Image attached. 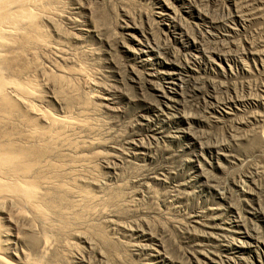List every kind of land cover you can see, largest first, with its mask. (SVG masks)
<instances>
[{
  "label": "rangeland",
  "instance_id": "obj_1",
  "mask_svg": "<svg viewBox=\"0 0 264 264\" xmlns=\"http://www.w3.org/2000/svg\"><path fill=\"white\" fill-rule=\"evenodd\" d=\"M31 7L0 35V145L40 153L0 264H264V0Z\"/></svg>",
  "mask_w": 264,
  "mask_h": 264
},
{
  "label": "bare ground",
  "instance_id": "obj_2",
  "mask_svg": "<svg viewBox=\"0 0 264 264\" xmlns=\"http://www.w3.org/2000/svg\"><path fill=\"white\" fill-rule=\"evenodd\" d=\"M31 2H32V0H0V35H2V33L4 31H6V28H9V27H6L4 22H3L5 19H7V20L8 19L18 20L20 18H28V19L32 18V15H31L32 11L30 12V10L33 9L31 7ZM11 10L13 12H11ZM26 21H28V20H26ZM31 21H32V19H31ZM31 24H32V22H31ZM2 82H4V81H2ZM2 82H0V96H1L0 99L10 101L8 99L7 95H2ZM14 88H15V90L20 91V92H22V90H23L24 94H31V92H32V90L30 88H25V87L20 88L19 86H17V84H16V86H13V90H14ZM28 89H30V90H28ZM12 104H14V103L12 102ZM50 122L52 125L59 123L58 121H55L52 119H50ZM70 122H72V121H70ZM62 125H63V123H62ZM32 128L34 129V125ZM17 145H18L17 143H14V144L13 143L12 144H10V143L4 144L3 143V145H0V193H2V194L8 193L10 195L17 197L18 201L25 202L26 204H28V202H30L31 198L34 197V195H33L34 191H32V189H31L32 187H30L29 184L26 183L27 181L25 179L24 180L26 182L21 180V178H22L21 175L24 174V172L26 173L27 170H29L28 168L30 165V163H28V165H25L23 161H25L27 158H33L31 161H33V160L37 161V158L39 157L40 153L37 150H34V149L31 150V149H25V148L23 149V147H21L20 145H19L20 146L19 147ZM4 175L8 176L5 179H8L9 180L8 182H10V183L2 180L3 179L2 177H4ZM18 175H20L21 178H17V177H19ZM26 204H24V205H26ZM33 204H35V202H33ZM33 204L29 203L30 209L33 208L35 211H37L35 209L36 206ZM37 209H39V208L37 207ZM38 214H39V212H38ZM2 261L4 262L5 259L0 254V262H2Z\"/></svg>",
  "mask_w": 264,
  "mask_h": 264
}]
</instances>
